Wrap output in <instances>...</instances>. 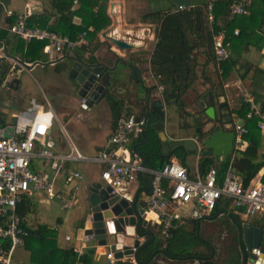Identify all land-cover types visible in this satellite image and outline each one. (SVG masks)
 <instances>
[{"label": "crops", "instance_id": "crops-1", "mask_svg": "<svg viewBox=\"0 0 264 264\" xmlns=\"http://www.w3.org/2000/svg\"><path fill=\"white\" fill-rule=\"evenodd\" d=\"M74 1H77L78 3L76 5H72L74 9L71 8V12L77 13L79 12L80 6L79 0ZM51 2L52 0H31L30 2H26L23 4V6H21V3L15 2L13 0H0V3H2L0 5V24H11L13 23L12 20L15 19V17H6L4 9L11 10L18 14L25 10V6L29 5L33 12V17L31 18L32 21L35 22L39 16L46 14L48 17V25H52L58 21L59 14H57L53 9ZM192 2L194 5H198V3H195V0H192ZM248 3L249 15L241 18V21H235V23L239 25L245 23V40L243 42L244 44H239L238 46L232 47L233 53L229 61V66L231 65L232 69L228 73V78L224 77L225 68H227V65L225 67L222 65L223 63H218L215 61L216 58L215 60L209 59L205 48H199L194 51L193 56L196 58L197 62L193 72L195 77L193 85L183 95L182 102H178L176 105L172 104L166 106L165 108V134L170 140L197 138L199 135L204 137L206 134H210L209 132H211L210 130L213 126H216L217 131L224 130L226 116L232 121L233 119L240 120L241 118L238 115L240 107L237 109L233 107V101L236 97H239L240 104L242 105L244 96L246 97L248 94H250L256 105L260 109L264 110V6L259 0H248ZM145 5L146 0H109L106 4L107 15L111 20V24L108 27L102 29V31L98 34V38H96L94 41L103 43L101 47L104 49L103 52L100 50L96 51L95 57L97 58V61L93 63L97 65L103 64L111 70L112 85L115 87L114 89H112L113 87L111 88L106 99L95 104L104 105V110L92 114L91 109L95 105L92 107L89 106V110L87 111H83L81 109V99L77 95L76 91L78 84L77 82L70 80L68 76L67 69L73 63L71 59L52 64L49 62H56L58 59H52L46 54L49 61L43 63L47 64L37 65L46 68L49 67L56 73V77L59 79L58 84H52V80L46 83L47 89L51 95V100L47 101V103H49L56 116L55 125L62 126L60 124L61 122H64L65 126L67 127L66 129L69 137L86 156H96L101 151H103L106 147L109 137L113 134L116 128L117 121L115 123L111 107L107 101L109 96H112L115 98V100L123 101L127 110L136 116H141V118L144 120L146 118V114L143 113L140 105L146 100H144L145 95L148 92H151L153 99L162 100L163 91L161 92L160 89L162 86L159 84L158 79L153 75L150 63L151 55L158 40L157 27L153 29V34H150L149 38L146 37V39H144V37L147 36V32H144V27H154L155 24L141 23L138 20L141 15L143 16L144 14L153 12V10H145L143 8ZM98 8L99 6L95 8V11H97ZM169 8L170 7H166L157 10ZM251 13L256 14L257 17L262 19L260 26L257 27L256 22L247 23ZM87 16L88 15L85 14L84 16L75 14L73 16V24L84 26V19H88L85 18ZM34 18L35 20H33ZM231 20H233V18ZM220 22L223 24L225 23V21L222 19ZM109 30L114 31V34L117 33L118 36L116 37L125 40L135 41L138 37V40H141V43L137 42V44H142L143 41L142 45L145 44L144 48H140L138 51L119 50L114 44L111 43L110 40L103 38V34ZM235 30L239 31V28H236ZM86 32H94V27L89 26ZM233 36V38L238 37L235 36L234 33ZM86 38L89 42L88 35ZM152 43L153 47L152 49H149V46ZM26 45L27 44L25 42H23V45L19 44V40L15 38V36L11 34L6 28L0 29V114L5 118V121L8 123V125L10 124L9 126L15 125L17 123V115L26 111L31 106L33 100H36L40 103L46 102L43 98L37 97V95L34 94L32 90V82L29 81V79L34 80L31 73L32 71H35L37 66L31 70L26 69L15 71L14 74L9 77L4 76L7 74L5 73V70H7V62L10 60H22L29 65L34 63L25 61L24 56ZM67 56H73L77 58L74 56L73 51ZM87 59H90L89 53L85 55L84 61L88 62ZM59 65H62L61 71L57 70ZM115 67L116 70L113 71ZM17 72L19 74H17ZM105 72H107V70H105ZM23 77L25 80H23ZM66 79L67 84L65 83ZM6 92H9V94H6ZM14 94L19 95L14 97ZM224 103L227 105L225 112L222 113L221 108ZM63 104L66 105L65 108L61 107ZM76 105L78 106L76 107ZM213 106L215 111H213V114H210L209 111ZM152 113L154 112H151V114ZM223 116L225 119L222 118ZM54 135L58 143V149L60 148L61 150L64 145L63 137L59 132L55 134V130ZM141 137L143 138V136H139L138 138H134L132 140L130 145L132 150H134V147L137 146L138 151V148L146 143L144 142V139L143 142L139 143V139ZM247 146L248 142L244 149H246ZM259 151L260 155L264 158L263 132L262 147ZM139 153L142 154L140 151ZM145 158V168L147 171L144 173V175H151L153 171L160 168V164L152 163L149 161V159H147V157ZM202 158L203 157L199 152L196 156L188 157L187 162L192 171V176H195L198 173L202 174L199 167V162ZM210 159L213 160V166L216 167H219V165L224 162L223 160L217 161L215 158ZM70 167L81 172V180L75 181L73 183H67L61 176L56 181V190L67 198L76 195L77 203L74 204L73 207L63 209L56 200H50L45 194L35 193L29 197L25 196L31 200L32 210L30 213L25 215L23 219L18 214L21 219L22 226L24 224V228L26 227L37 230L41 226H48L51 230L53 229L56 232V238L49 239L47 242L48 244L46 243V248L42 250L39 249L37 254H34L35 256H33L31 250L32 247L33 249L37 250V245L39 244L37 239L32 241V247H30L31 250H28L25 247L16 249L12 256L11 264H80L79 257L89 246H93L96 249V262L104 263L108 261L105 256V253L109 251L108 249L98 246L96 242L84 241V230L89 227L90 223L89 213L91 206L88 201L90 195L88 189L94 183L105 184L101 179V167L97 164L86 163H71ZM32 168L35 171H40L44 174H52L51 170L49 169L48 162L46 161L34 160ZM142 176L143 175L139 176L138 181L128 187L127 190L123 191L122 194L132 202L135 199L136 194L139 192V205L145 208L150 196L151 179L142 181ZM260 177L261 175L253 180V182H260ZM55 203L62 210V212H64V216L59 215L55 217L56 223L55 225L51 226L45 222V219L47 218L43 217V212H47L52 215ZM231 210L232 207H230L229 212L221 211L219 214H216L201 222L189 220L183 224H180L179 228L181 229L173 235L172 242H176L175 240L183 238L187 239L188 241L190 240L191 235L195 234L198 236V234H201V239H197L200 245L190 252L193 253L198 251L201 253V249L203 247L208 248V245L210 244L209 241L205 239V228L211 226L217 228L220 225L217 220L226 217L229 219L230 223L233 222V226L229 224V227H232L234 237L236 238V244L244 254V259H241L240 263L244 264L245 262V264H250L248 259L250 258V255L248 254L250 251H248L246 248L245 251L243 249L242 238L241 240L238 238L237 231L235 229L236 222L230 216ZM31 219L34 220V225L32 224ZM143 219L147 221L148 226L142 228V231L144 232L143 229L149 228L150 232L144 233H152L155 236L156 232L154 230H158V226L154 222L156 217L152 214H148L144 216ZM240 222H243V224H250L260 229H262L261 226H264L263 218L250 219L247 216L240 215V221L237 223L241 224ZM60 228H62V231L58 235ZM262 230L264 231V229ZM27 238L29 239V235ZM28 239H26V241ZM140 240L144 244L151 241L152 238L150 236H144L141 237ZM157 240L158 238L156 239L155 236L154 242ZM163 247L165 248V245L161 244L159 249L155 252L153 258L146 259L144 264H196L201 260L198 258H180L179 256H181V254L178 252V250H174V253L178 256L170 257L169 255L163 253ZM261 247L264 249V236L261 242ZM68 254H70V256ZM212 254H214L213 248L211 249V255ZM33 257H35L36 260H33ZM211 257L212 256H210V258ZM201 262L205 263L208 261L201 260ZM227 263L230 264L229 261Z\"/></svg>", "mask_w": 264, "mask_h": 264}, {"label": "built area", "instance_id": "built-area-1", "mask_svg": "<svg viewBox=\"0 0 264 264\" xmlns=\"http://www.w3.org/2000/svg\"><path fill=\"white\" fill-rule=\"evenodd\" d=\"M216 1L210 0L208 7L211 24L215 22L213 8ZM77 3L74 1L75 5ZM248 6V0H235L230 6V18L248 16ZM4 13L8 18L15 17V21L0 24V29L6 28L26 44L33 40L45 42L44 52L52 59L57 60L77 47L89 45L87 32L72 41L67 36L41 28L31 20L33 12L29 5L25 6L22 13L7 9H4ZM234 35L238 36L239 31L235 30ZM213 49L218 63L231 59L233 49L225 29L213 37ZM12 63L13 74L17 67L26 70L19 61L13 60ZM160 89L162 92L163 87ZM243 102L249 105L246 118L258 119V127L264 133V110L256 105L250 94L244 96ZM80 107L83 111L89 110L85 99L81 100ZM136 117L129 110H124L105 149L96 156L84 155L64 126L59 129L64 145L61 150L58 149L54 135L56 116L46 102L33 100L26 111L17 115L15 125L0 129V264H11L15 250L25 247L28 233L17 212V206L25 196L45 194L50 200H56L63 209L77 203L76 195L67 198L56 190V181L61 176L67 183L81 180V172L70 167L71 163L99 165L102 181L113 189V193L127 198L122 192L147 171L141 155L130 148L132 140L142 136L147 125L143 118L137 122ZM233 129L234 152L230 156L231 163L237 152L244 150L247 145L245 137L248 135V129L241 119H233ZM5 134L11 136L5 137ZM34 160L48 162L52 174L35 171L32 168ZM151 175V191L143 217L148 214L155 216L154 222L162 235L167 236L170 230L179 228L186 221L201 222L212 217L218 202L225 199L232 201L230 207L236 213L250 219H264V184L252 182L245 187L241 178L232 171L231 165L222 184L218 182L216 167H210L204 175L198 173L192 176L177 160H172ZM2 242L10 244L8 250L3 248ZM248 254L250 264H264L262 247ZM105 256L109 264H117L113 252L109 250Z\"/></svg>", "mask_w": 264, "mask_h": 264}, {"label": "trees", "instance_id": "trees-1", "mask_svg": "<svg viewBox=\"0 0 264 264\" xmlns=\"http://www.w3.org/2000/svg\"><path fill=\"white\" fill-rule=\"evenodd\" d=\"M6 1V0H5ZM109 0H79V12L72 13L71 8L74 4V0H52L51 4L53 9L59 14L58 21L52 25H48V17L45 15L39 16L35 23L40 27L54 31L63 36H67L72 41H76L78 37L87 31L89 26L94 27V32L87 33L89 39V46H80L73 50L74 56L84 61L85 55L90 54V59L86 62L91 65L97 61L95 53L103 45L99 41L94 42L98 38L99 32L102 29L108 27L111 24V20L107 15V2ZM235 0H217L214 4V24L209 21V3L210 0H204L203 3L194 5L192 8L178 10L171 2V7L164 10H156L141 17V22L152 23L157 26V43L154 51L151 55V70L155 78L158 79L159 84L163 87L162 101L165 103H171L173 101L182 102L183 95L193 85L194 69L196 67V58L193 56L195 50L199 48H205L206 54L209 59L215 60V54L213 49V37L226 30L227 36L230 38L232 47L244 44L245 40V23L242 25L236 24L237 18H243L245 16H239L231 20L230 18V6ZM264 6V0H259ZM95 11V8L98 7ZM80 14L82 16L88 15L84 19V26L73 24V16ZM224 20L225 23L220 21ZM15 20V19H14ZM14 20H12L14 22ZM247 23L256 22L257 27L261 24V18L257 17L256 14L251 13ZM34 22V21H33ZM30 23H32L30 21ZM255 25V23H254ZM236 28H239V35L237 38H233V33ZM247 29V27H246ZM15 36V35H14ZM233 39H232V38ZM19 40V44L23 45V40L15 36ZM95 43V44H94ZM92 44L94 46L92 47ZM46 43L38 40H33L28 43L25 48V61L30 62H48V57L44 53V47ZM216 61V60H215ZM230 61V60H229ZM229 61L223 63L225 68L224 77L228 78L229 71H231V65ZM63 65V64H62ZM61 65V66H62ZM58 66L57 70L61 71L62 67ZM189 68V71H188ZM228 71V72H227ZM113 114L114 121L119 120L124 110H127L124 106L123 101L115 100L112 96L107 99ZM249 111V105H245L242 100V105L238 111V115L243 120L245 127L248 129V135L245 137L248 142L246 149L238 151L234 160L231 163L229 157L227 161L221 163L217 168L218 182L222 184L225 179L226 173L231 165L232 171L241 178L243 185L248 187L251 185L259 175L260 182L264 184V158L260 155V149L262 145V132L258 127V119H247L246 115ZM158 120V115L155 113L150 114L149 121L145 128L146 143L138 148V151L142 153L149 161L155 164H160V168L155 171L161 170L164 165L171 162L172 160L179 161L191 174L192 171L187 162L188 155L183 147L174 149L169 156L162 154V142L158 136V133L151 127V125ZM10 125V124H9ZM5 118L0 114V129L9 127ZM143 142V138L139 139V143ZM175 158V159H173ZM200 171L202 174L206 172L214 165V162L210 158H202L199 162ZM231 163V164H230ZM262 173V174H261ZM142 181L152 179V175L142 174ZM232 201L230 199L221 200L218 202L213 215L219 214L221 211L229 212ZM32 210L31 200L24 197L21 203L17 206V212L23 219L25 215L30 213ZM236 211L232 208L230 216L237 223L240 221V215L235 214ZM24 226V224H23ZM26 228V227H25ZM196 228V227H195ZM264 229V226H261ZM181 228L172 229L168 232L167 236L162 235L161 231L154 230L155 236L158 240L153 244L145 248L141 253L140 257L142 260L149 259L153 253H155L160 245L163 247V253L170 257L178 256L174 250H178L181 254L180 258H198L201 260H208L207 256L199 253L198 251L190 253L194 248L200 245L195 234L191 235L190 240L186 241L183 245V239H177L176 242H172V237L175 233L180 231ZM29 235V239L25 242V248L31 250L32 241H36L38 247L37 250L33 249L32 253L37 254L39 249L46 248V243L49 239L56 238V232L50 229L48 226H41L37 230L26 228ZM144 232H150V229H143ZM31 240V241H30ZM3 243L5 250L9 249V243ZM48 244V243H47ZM36 245V242H35ZM34 246V245H33ZM211 251V249H210ZM96 249L93 246H89L79 257L80 264H109L108 261L96 262L95 261ZM188 253V254H185ZM70 256V254H68ZM77 256V255H76ZM211 256V255H210ZM33 260H36L33 257Z\"/></svg>", "mask_w": 264, "mask_h": 264}, {"label": "water", "instance_id": "water-1", "mask_svg": "<svg viewBox=\"0 0 264 264\" xmlns=\"http://www.w3.org/2000/svg\"><path fill=\"white\" fill-rule=\"evenodd\" d=\"M177 9L192 8V0H169ZM144 32L149 38L153 34V26L144 27ZM117 33L109 30L103 34V38L111 41L119 50H140L144 48L143 41H131L116 37ZM71 59L72 65L67 69L69 79L77 82V95L81 100L85 99L89 106H94L98 102L107 98L112 85L111 70L105 65H90L79 58L73 56H64L56 62H49L56 64L58 62ZM27 70L33 69L37 65H45L47 63L34 62L29 65L22 60H18ZM118 63V62H117ZM116 63V65H117ZM107 70V72H105ZM116 70V67L113 71ZM7 70H5L6 73ZM4 73V72H3ZM1 84V79H0ZM113 87L112 89H114ZM145 95V94H144ZM143 95V96H144ZM146 99V100H145ZM145 101L140 105L143 113L146 114L145 122L148 123L151 112L158 115V120L154 122L151 127L158 133L162 142V154L169 156L171 152L179 147H183L188 156H196L199 152L203 158H215L217 161L224 162L234 152V133L225 130H218L213 126L206 136L190 139L170 140L165 134L166 113L165 108L169 105L178 104L177 101L165 103L160 99H153L151 92H148L144 98ZM213 105V104H212ZM214 106L209 113L213 114ZM137 122L141 120V116L136 117ZM242 123V122H240ZM10 134H5V137H10ZM144 142H146L145 131L142 134ZM200 145V149L198 148ZM137 151V146L134 147ZM140 154V153H139ZM143 159V166L146 164V158L140 154ZM141 176V175H140ZM89 204L90 209V223L89 227L84 230L85 242H96L98 246L104 247L114 253V259L118 264H144L145 261L141 259L140 253L155 241V236L152 233H144L142 228L148 226L147 221L143 219L144 208L139 205V192L135 199L131 202L129 199L122 197L119 194L113 193V189L103 183H94L89 187ZM242 233V245L248 251L258 249L261 247L264 231L260 228L254 227L250 224L240 225L237 223ZM150 236L151 241L147 243L141 242V237ZM153 253L150 259L153 258ZM133 261V262H130ZM245 264V262H244Z\"/></svg>", "mask_w": 264, "mask_h": 264}, {"label": "rangeland", "instance_id": "rangeland-1", "mask_svg": "<svg viewBox=\"0 0 264 264\" xmlns=\"http://www.w3.org/2000/svg\"><path fill=\"white\" fill-rule=\"evenodd\" d=\"M15 2H19L21 3V6H23L24 3H28L31 0H13ZM204 0H195V3H203ZM20 5V4H19ZM166 7H171V3L169 2V0H146V5L145 7H143L145 10H157V9H163ZM142 16V15H141ZM141 16L140 18H138V20L141 22ZM242 19L239 17L237 18V21H241ZM136 21V19H135ZM142 23V22H141ZM157 26L154 25L153 28H156ZM108 43V42H107ZM95 44V43H94ZM94 44H92V47L94 46ZM109 44V43H108ZM153 47V43L149 46V49H152ZM104 48H99V50L101 52H103ZM97 50V51H99ZM99 52V53H101ZM7 74H5V77H9L12 76L13 73L11 72L13 63L12 61H8L7 62ZM22 70L20 67H17V70ZM17 74H19L17 72ZM31 75L33 76L34 80H30L32 82V90L34 92V94L37 95V97H41L44 99V101H50L51 100V95L49 93V90L47 89V85L46 83L51 81L52 84H58V77H56V73L54 72L53 69L49 68V67H43V66H37L35 68V71H32ZM23 80H25V78L23 77ZM233 80V79H232ZM65 83L67 84V79L65 80ZM69 85V84H68ZM31 90V91H32ZM3 91V89H2ZM6 94H9V92H6ZM19 94H14V97H17ZM35 95V96H36ZM241 95V94H240ZM233 107H235V109L237 108H241V104H240V100L239 97H236L235 100L233 101ZM41 103H45V102H41ZM65 104H63L61 107L65 108ZM78 105H76L77 107ZM75 108V107H74ZM239 108V109H240ZM105 107L104 105L100 104V105H95L92 109H91V113L94 114L96 112H100L102 110H104ZM60 125H64V128L67 132V127L65 126L64 122H61ZM60 126L59 125H55V134L56 133H60L59 131ZM68 134V132H67ZM262 147V145H261ZM53 211H52V215H50V213L47 212H43V217L47 218L45 219V222H47V224L49 225H55L56 220L55 217L59 216V215H63L64 216V212H62V210L58 207V205L55 203L54 207H53ZM43 218V219H44ZM32 224L34 225V220H32ZM228 218H223V219H218L217 222L220 223V225L215 228L213 226L205 228L206 229V234H205V239H207V241H209V245L208 248L207 247H203L201 249V253L204 254V256L210 257L211 255V251L210 249L213 248L214 250V254H212L211 258H208V262H198L196 264H228L227 262L229 261L230 264H238L241 262V259H244V254L243 251L241 249H239V247L236 244V239L234 237L233 234V230L232 227H229V224L231 226H233V222L230 223V221ZM241 225H243V222L241 223ZM62 228L59 229L58 231V235L59 233H61ZM200 236H202L201 234L197 236V239L200 240ZM187 239H183L182 244L185 245L186 244ZM51 246V245H50ZM49 247V246H48ZM214 255V256H213ZM241 257V258H240ZM241 264V263H240Z\"/></svg>", "mask_w": 264, "mask_h": 264}, {"label": "flooded vegetation", "instance_id": "flooded-vegetation-1", "mask_svg": "<svg viewBox=\"0 0 264 264\" xmlns=\"http://www.w3.org/2000/svg\"><path fill=\"white\" fill-rule=\"evenodd\" d=\"M97 65V64H96ZM98 65H103V64H98ZM226 103H224L223 105H222V108H221V111H222V113H224L225 112V109H226ZM222 118H224L225 119V117L223 116ZM224 125H225V127H224V130L225 131H228V132H233L234 133V129H233V121L232 120H230V119H228V117L226 116V119H225V123H224ZM240 223H242V222H240ZM241 225V224H240ZM236 231H237V236H238V238L241 240V238H242V233L240 232V228L237 226V223H236ZM236 239V238H235ZM240 244H241V242H240ZM241 247H242V245H241Z\"/></svg>", "mask_w": 264, "mask_h": 264}]
</instances>
